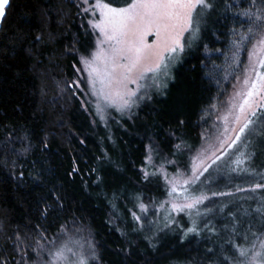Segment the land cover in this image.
Returning <instances> with one entry per match:
<instances>
[{
    "label": "trees",
    "instance_id": "1",
    "mask_svg": "<svg viewBox=\"0 0 264 264\" xmlns=\"http://www.w3.org/2000/svg\"><path fill=\"white\" fill-rule=\"evenodd\" d=\"M248 1L211 0L167 87L153 90L131 117L101 123L68 87L79 57L94 48L76 5L12 0L0 23V264H15L40 238L71 229L93 242L91 264H230L225 257L237 254L229 241L251 247L252 233H264V188L250 187L263 177L247 185L217 182L209 192L199 189L203 173L193 193L216 205L210 213L202 202L193 215L168 210L166 183L189 172L210 121L204 114L218 95L210 67ZM102 2L127 7L132 0ZM252 192L261 201L249 199ZM227 196L245 199L221 204Z\"/></svg>",
    "mask_w": 264,
    "mask_h": 264
},
{
    "label": "snow or ice",
    "instance_id": "2",
    "mask_svg": "<svg viewBox=\"0 0 264 264\" xmlns=\"http://www.w3.org/2000/svg\"><path fill=\"white\" fill-rule=\"evenodd\" d=\"M83 3L89 4V7L83 8L85 13L91 8L99 10L101 16L98 22L89 21V23L93 29L100 32L102 39L97 40L94 51L80 57L79 63L82 69H78L87 72V83L92 94L97 98V111L100 113L110 107H115L118 111L131 107L134 103L133 98L141 88L145 87L141 81L151 79L157 88L167 87L166 83L161 85L158 81L161 76H169L171 68L179 60V54L184 52L186 46H190L185 33L195 38L204 12L214 7L211 0H132L127 7H113L102 0H96L95 4H90V0H83ZM260 5L262 6L257 5V0H252L251 8L256 10L252 11L249 8L240 13L246 18V30H232L234 37L231 42L232 59L237 63L241 50L247 44H252L249 50V63L243 74V90L235 92L229 101L231 104L237 96L242 99V103L232 104L229 109L232 111L238 108L239 114L235 116L237 121L243 117L244 123L239 133H243L250 124L254 123L252 118L257 117L258 110L259 115L264 117V0H260ZM11 6L12 0H0V23L8 18ZM150 32L157 37L153 44L145 42V36ZM40 39V36L36 37L37 41ZM131 84L136 85L135 90L129 88ZM73 85L79 87L76 81L68 87L71 88ZM211 107L215 108L216 105L213 104ZM239 133L236 139L232 140V144L240 139ZM176 147L179 148L180 145ZM206 151L207 149H202L201 152H197L193 159H201ZM148 159L150 161L151 156ZM197 171L193 164V176L185 180L184 184H190L198 179L199 175H203V172L197 175ZM204 171H207V168ZM148 176L149 173L145 172L144 178L147 179ZM256 188H264V184L257 183L253 190ZM175 191L176 188L172 187L170 194ZM184 195L185 200L190 202L181 205L174 203L173 211L191 210L205 199L202 196H192L187 188L184 189ZM139 209L141 212H147V207L143 203L139 204ZM133 217L137 221L140 220L135 213ZM194 231L188 229V233ZM252 235L255 239L250 248L229 241L237 255L231 258L225 257V260L230 261V264H264V233L259 235L252 233ZM243 239L248 240L247 234ZM52 243L54 244L55 241ZM208 251L212 252V249ZM51 255L54 257L51 264L66 259L63 249H57ZM92 258L95 259L94 250ZM78 264H86V260L80 258Z\"/></svg>",
    "mask_w": 264,
    "mask_h": 264
},
{
    "label": "rangeland",
    "instance_id": "3",
    "mask_svg": "<svg viewBox=\"0 0 264 264\" xmlns=\"http://www.w3.org/2000/svg\"><path fill=\"white\" fill-rule=\"evenodd\" d=\"M70 1H72L79 10L78 14L81 25L84 26L86 31L93 36L94 48L92 51H94L96 49L97 40L102 39V37L98 30L91 27L89 21L98 22L101 19L100 12L99 10H92L90 8V10L85 13L83 8L89 7V4H84L83 0ZM257 5L261 6L260 0H257ZM248 6L247 9L251 8L252 0H250ZM251 10L255 11L256 9L251 8ZM243 11L245 10H242L241 13ZM209 14V10L205 11L202 19L205 20ZM238 16L239 19L234 20L227 33V47L222 54L219 52L216 53V55L220 57L218 60L213 61L210 67V70L213 72L212 78L215 80L218 89V95L214 101L216 107H211V109L204 114L203 119H209L210 121L206 128L201 132V143L199 148L194 152L193 158L196 156L197 152H201L202 149H207V151L202 154L201 159L194 160L192 158L189 172L178 171L176 174L169 175L166 179L169 194L172 187L176 188V191L170 194V199L168 201L169 211L184 212L189 215H193L198 211L201 203L191 210H172L174 203L181 205L190 202L185 200V188H187L188 193L192 196L205 197L203 202H206L209 211L216 205L214 197L209 198L206 194L196 195L193 193V187L199 182V178L195 179L190 184H184L185 180H188L193 176V164H195L198 169L197 175H199L200 172L205 173L203 181L199 184V189L208 190L209 192L215 190L214 186L217 182L222 185H232L236 183L239 185H247L251 182H256L259 178H264V117L259 115L258 110L257 117L252 118L254 123L250 124L243 133H239V129L244 123L243 117L239 121L235 119V116L239 114L238 108L229 111L232 104L239 105L242 103V99L239 96L232 100L231 104L229 101L235 92L243 90L244 69L248 66L249 50L252 47V44L249 43L241 50L238 56L239 63L232 59L231 42L234 38L232 30L238 29L243 31L247 28L246 18L240 14ZM187 35L191 37L189 33H185V37ZM156 40L157 37L152 32L145 36V42L148 44H153ZM226 57H228V59H226ZM176 63L177 62H175V64ZM78 69H82L80 63L75 70V77L72 80V82L76 81L79 84V87L73 85L72 89L80 100L81 108L90 114L92 120L98 119L101 123H106L109 120L118 121L119 118L131 117L137 108L150 96V93L153 90L158 89L151 79L141 81L145 87L141 88L137 93V96L133 98L134 103L131 107L125 108L123 111H118L115 107H110L106 108L103 113H100L97 111V98L92 94L87 83V72L78 71ZM169 76H161L158 82L163 85L166 83ZM129 88L135 90L136 85L131 84L129 85ZM102 116L103 118H101ZM225 117H227V119H225ZM238 133L240 139L237 140L235 144H232V140L236 139ZM229 144H231V147H229ZM149 156L150 154H148L145 161L150 167L152 162L151 160L149 161ZM217 157H219V159H217ZM205 168H207V171H204ZM250 188L254 189V186ZM247 196H251L249 199L261 201V196H258L255 192L247 194ZM242 199H245V196H227L221 204L226 205L231 201V203H238ZM213 211L214 210L210 211V213ZM53 241H55L54 244L52 243ZM57 249L64 250V257L66 259L58 260L56 261V264H78L80 258H84L86 264H91L97 260L95 246L91 239L84 233V231L71 229L63 230L52 239L40 238V240L36 241L32 250L23 251L18 255L15 264H51V261L54 259L51 253L55 252ZM68 249H71V251H68ZM93 250L95 259L92 258ZM73 253H75V255Z\"/></svg>",
    "mask_w": 264,
    "mask_h": 264
}]
</instances>
